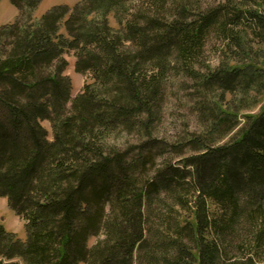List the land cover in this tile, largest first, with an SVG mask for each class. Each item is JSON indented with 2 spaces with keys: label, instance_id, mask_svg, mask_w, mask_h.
<instances>
[{
  "label": "trees",
  "instance_id": "trees-1",
  "mask_svg": "<svg viewBox=\"0 0 264 264\" xmlns=\"http://www.w3.org/2000/svg\"><path fill=\"white\" fill-rule=\"evenodd\" d=\"M40 2L11 0L0 28V197L27 233L0 221V264H264V0H83L37 20ZM68 53L90 77L69 110ZM172 82L192 83L198 128L170 144Z\"/></svg>",
  "mask_w": 264,
  "mask_h": 264
},
{
  "label": "rangeland",
  "instance_id": "rangeland-1",
  "mask_svg": "<svg viewBox=\"0 0 264 264\" xmlns=\"http://www.w3.org/2000/svg\"><path fill=\"white\" fill-rule=\"evenodd\" d=\"M83 0H41L36 10L34 11V18L39 20L45 13L57 6H68L73 9ZM19 18V10L11 3V0H0V28L6 25L15 23ZM111 23L113 26L118 27L116 21L111 17ZM219 54L216 47L210 43L207 46L206 58L216 64L219 60ZM69 65L66 69V75L70 77L72 82L71 100L68 103V110L71 108L72 100L79 94L84 88L86 83L90 82L88 74L78 73L75 70V57L72 53L65 55ZM192 83L188 82L186 87H182L180 82H172L169 85V90L163 101L160 115L157 118L155 124V134L158 138L165 140L172 144L174 141H180L184 134L186 127L190 129H197L198 123L196 118V111L194 108V90L191 88ZM257 105L251 111L257 113L260 111L261 106ZM42 125L48 131V138L53 139V132L51 123L48 120L42 121ZM230 138L224 140L228 141ZM187 150H184V155L189 154ZM170 157L176 160L182 158L179 155L172 154ZM160 160V159H158ZM0 221L4 224L5 228L14 233L18 239L26 241L27 233L24 220L16 214V212L9 206L8 199L6 197H0ZM98 238H90L89 246H93L97 242Z\"/></svg>",
  "mask_w": 264,
  "mask_h": 264
}]
</instances>
